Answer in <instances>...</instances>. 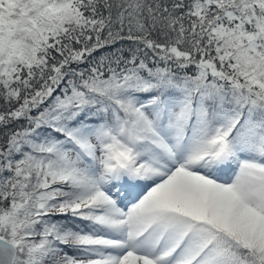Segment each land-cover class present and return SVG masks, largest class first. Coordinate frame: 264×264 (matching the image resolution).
<instances>
[{"label":"snow or ice","instance_id":"obj_1","mask_svg":"<svg viewBox=\"0 0 264 264\" xmlns=\"http://www.w3.org/2000/svg\"><path fill=\"white\" fill-rule=\"evenodd\" d=\"M0 264H264V0H0Z\"/></svg>","mask_w":264,"mask_h":264}]
</instances>
